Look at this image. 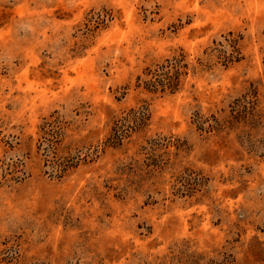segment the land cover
Listing matches in <instances>:
<instances>
[{
	"label": "rangeland",
	"instance_id": "rangeland-1",
	"mask_svg": "<svg viewBox=\"0 0 264 264\" xmlns=\"http://www.w3.org/2000/svg\"><path fill=\"white\" fill-rule=\"evenodd\" d=\"M0 264H264V0H0Z\"/></svg>",
	"mask_w": 264,
	"mask_h": 264
},
{
	"label": "trees",
	"instance_id": "trees-1",
	"mask_svg": "<svg viewBox=\"0 0 264 264\" xmlns=\"http://www.w3.org/2000/svg\"><path fill=\"white\" fill-rule=\"evenodd\" d=\"M184 61V55H179L176 58L166 59L164 64L157 66L155 70H149V79L143 82L145 89L153 93L157 91L165 92L167 90L174 92L179 85V79L183 73V69L186 68ZM146 116H141L142 122L146 119ZM49 144L53 146L52 141ZM45 158V163L52 169L54 175L59 176V174H63L68 169L66 164H62L61 159H54V156L50 159V156L47 155H45Z\"/></svg>",
	"mask_w": 264,
	"mask_h": 264
}]
</instances>
